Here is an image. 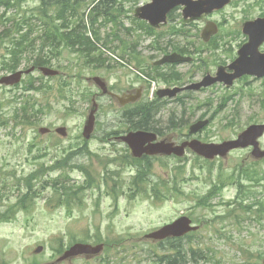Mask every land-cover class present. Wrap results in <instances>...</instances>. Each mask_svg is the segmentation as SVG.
Segmentation results:
<instances>
[{
  "label": "rangeland",
  "instance_id": "1",
  "mask_svg": "<svg viewBox=\"0 0 264 264\" xmlns=\"http://www.w3.org/2000/svg\"><path fill=\"white\" fill-rule=\"evenodd\" d=\"M1 1L0 34L18 27L28 31L37 46L26 49L27 53L24 50L22 56L41 54L48 61L56 56L51 66L60 68L63 75L45 77L34 72L18 85L0 86V211L11 208L26 192L25 180L33 184L30 207L18 209L15 219L0 221V264H51L59 256L57 250L72 239L94 242L99 236L109 245L108 251L64 264H160L159 257L168 253L167 244L145 235L190 214L201 229L182 239L195 261L184 258V264H263L264 158L256 160L252 148H240L226 157L205 160L188 149L178 158L152 156L136 161L129 147L115 140L132 128L125 118L132 106L123 108L109 96L96 95L99 88L87 79L104 77L119 94L146 86L143 99H159L162 106L153 129L161 131L160 138L180 142L191 123L209 119L203 131L187 136L216 144L234 139L264 121V78L243 76L231 87L216 83L198 92L184 91L171 100L156 93L226 69L248 41L243 24L264 17V0L232 1L210 15L189 18L179 8L171 24L157 29L168 31L177 23L189 31L174 38L156 37L134 17L150 0H117L118 12L113 8L110 16L96 21L87 15L96 0H85L77 9L79 16H86L81 30L91 39L96 56L106 60V67L88 65V58L75 48L53 51L40 46L44 23L61 24L55 20L57 11L51 10L48 18L44 8L38 11L37 0H8V6ZM208 21L220 28L209 44L201 39ZM177 46L189 52L192 60L153 69L154 60ZM14 48L0 38V77L8 74L3 64ZM260 50L264 51V44ZM24 58L22 67L29 64ZM93 97L99 103L98 118L92 138L86 140L83 127ZM44 126L53 132L41 134ZM61 126L69 134L59 141L54 131ZM259 143L264 149V136ZM141 169H145L143 182L137 186L134 178ZM60 174L61 183L77 195L70 207L56 204L59 194L50 179ZM250 175L255 176L253 181ZM38 245L44 250L36 254Z\"/></svg>",
  "mask_w": 264,
  "mask_h": 264
},
{
  "label": "water",
  "instance_id": "2",
  "mask_svg": "<svg viewBox=\"0 0 264 264\" xmlns=\"http://www.w3.org/2000/svg\"><path fill=\"white\" fill-rule=\"evenodd\" d=\"M230 0H153L141 8L140 16L150 21L152 25H158L161 22L166 21L168 12L178 5H185L184 15L185 17L201 16L203 13L211 12L214 9H220L224 7ZM244 32L249 35L250 41L245 44L240 50V57L230 65V69L234 70V73H228L223 68L218 72L217 77L207 75L200 83H195L187 88L200 89L202 86H209L217 81H224L226 84L231 85L237 77L243 74H255L258 76L264 75V54L258 52L259 45L264 41V19L260 18L255 21L246 22L244 25ZM218 31V27L210 22L202 32V37L205 41H209L211 36ZM190 58L184 57L180 54L174 53L166 55L157 64H163L166 62H184ZM34 68L26 71L29 73ZM45 74H56L58 71L51 70L49 68H41ZM22 71H18L11 75L4 76L0 79V83L15 84L22 78ZM96 83L106 91V83L100 77H94ZM182 88H174L173 90L167 89L160 91V95L175 96ZM97 110L96 104L93 106L92 111L86 121L84 128V135L86 138H90L95 125V112ZM208 120L198 121L190 127V132L195 133L201 130ZM42 133L48 131L47 128H41ZM57 132L63 136L67 135L65 127H60ZM264 133V124H257L250 126L247 130L241 133L236 140L226 141L222 144L214 143H202L201 141L194 139L191 142H185L181 146H175L173 143H166L165 141L152 144V141L156 139V135L147 131L130 132L127 135L121 137L122 140L127 142L132 149L135 156H142L144 153L155 154L164 153L171 154L176 153L182 155L184 153L185 146L189 145L196 152L204 155L207 158H214L217 155L225 156L231 149L237 147H246L253 144L255 146L254 154L257 157H262L264 152H260L258 147L257 138ZM146 143L150 145L146 146ZM198 226H191V220L183 216L171 224L164 226L163 228L147 235L155 239H164L169 236H181L191 230H197ZM103 249V245H90L77 243L68 249L59 260L71 258L81 253L98 254ZM42 247H39L37 251H41Z\"/></svg>",
  "mask_w": 264,
  "mask_h": 264
},
{
  "label": "trees",
  "instance_id": "3",
  "mask_svg": "<svg viewBox=\"0 0 264 264\" xmlns=\"http://www.w3.org/2000/svg\"><path fill=\"white\" fill-rule=\"evenodd\" d=\"M43 6L39 8V10L43 9V14L48 17L51 10L58 11L55 20L59 21L56 25L52 20L50 23L45 22V28L41 35L40 46H44L43 49L52 48L54 51H58L62 45L65 43L67 46L75 47L76 49H83V55L91 60L94 56L92 54L95 52V48L92 47V41L90 38L86 36V32H83L84 22L86 16L84 14L79 16L77 12L78 6L81 2L85 0H75V2H71L72 0H41ZM70 1V2H69ZM68 3V4H67ZM116 6V7H115ZM115 8L117 10V0H96L94 7H92L88 12V17L91 16L92 21H96V19L100 16H110L112 9ZM74 23H77L74 25ZM149 33H152L153 29L148 27ZM173 33L180 32L179 30H172ZM32 34L28 31L22 30L20 27L16 28V33L13 34L11 31H3L0 34V37L5 39H9L8 42L13 44L14 52L11 54L10 58L7 59L4 63V68L8 71H14L22 65V59H26L28 63H35L37 66L46 65L50 61H48L43 55L38 54L35 56L26 57L27 50L26 49H34L36 47V38L31 39ZM30 43L31 46L23 47L24 44ZM30 47V48H29ZM24 53V57L22 56V52ZM180 50V47H179ZM187 51V49H185ZM185 52V51H182ZM189 53V52H188ZM53 57V56H52ZM50 57V60H52ZM99 63H103L104 60L101 58L97 59ZM90 62V60H88ZM161 104H158L154 101H150L147 103H142L137 106L136 111H129V115L125 116L126 125L130 122L132 124V128H142L139 126L146 127L147 129L153 130L156 128V124L158 121H155V117L157 112L161 109ZM24 113H27V108L23 109ZM127 113V114H128ZM26 119L30 120V117L27 116ZM183 120V118H182ZM128 122V123H127ZM174 126L175 123L173 122ZM145 129V128H142ZM145 169H141L138 171V174L135 179V183L139 186L143 182V171ZM139 181V182H138ZM63 181V177L60 175L52 179V186L58 192L59 195L56 196V204L57 201L68 207L71 206L73 202V197H77V195H71L73 189L69 186H65ZM26 192L19 198V200L11 206L7 211L0 213V219L9 220L11 219L17 210L19 209H28L30 207V196L29 194L33 190V184L31 181H26ZM64 184V185H63ZM62 185V186H60ZM156 191V189H155ZM58 205V204H57ZM175 241H169V250L163 257H159L160 264H184V258L188 259V262H193L194 257H191L194 252L190 249L183 247L181 244H176ZM60 253L63 252V249H58ZM173 252V253H172ZM172 253V254H170ZM201 256V255H200ZM202 257V256H201ZM203 258V257H202Z\"/></svg>",
  "mask_w": 264,
  "mask_h": 264
},
{
  "label": "flooded vegetation",
  "instance_id": "4",
  "mask_svg": "<svg viewBox=\"0 0 264 264\" xmlns=\"http://www.w3.org/2000/svg\"><path fill=\"white\" fill-rule=\"evenodd\" d=\"M123 93H128V94H130V93H133V94H138L139 93V95H140V99L139 100H141V99H143V97H144V94H145V86L143 85V86H141V89L139 90V91H136V90H126L125 92H123ZM128 123V122H127ZM127 126H132V124L129 122L128 124H127ZM132 129V128H131Z\"/></svg>",
  "mask_w": 264,
  "mask_h": 264
},
{
  "label": "bare ground",
  "instance_id": "5",
  "mask_svg": "<svg viewBox=\"0 0 264 264\" xmlns=\"http://www.w3.org/2000/svg\"><path fill=\"white\" fill-rule=\"evenodd\" d=\"M70 2V1H69ZM68 4V3H67Z\"/></svg>",
  "mask_w": 264,
  "mask_h": 264
}]
</instances>
